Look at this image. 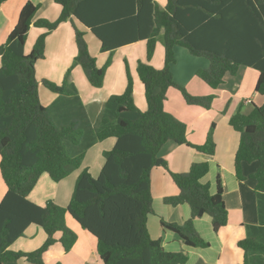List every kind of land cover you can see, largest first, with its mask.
I'll return each instance as SVG.
<instances>
[{"label": "trees", "instance_id": "trees-1", "mask_svg": "<svg viewBox=\"0 0 264 264\" xmlns=\"http://www.w3.org/2000/svg\"><path fill=\"white\" fill-rule=\"evenodd\" d=\"M7 1L0 0V10ZM54 1L62 8L56 21L36 20L41 7L28 1L6 43L0 46V172L7 188L0 203V264L24 257L32 264H48L56 245L62 247L63 255L70 253L77 235L67 226L68 214L97 239L104 264H186V253L166 251L162 240L153 239L149 232V216L155 212L151 177L158 167L169 173L180 190L179 195L165 198V203L191 209V218L182 225L162 220L164 229L189 248H207L209 243L196 230L195 221L209 215L218 236L224 232L240 235L235 247L244 253L242 264H264V105L254 106L248 115L240 108L230 119V126L240 135L236 177L244 181V165L259 164L252 175L263 198L259 225L229 226L220 174L215 194L209 184L201 182L210 171L208 163H195L187 173H174L160 156L168 142L207 156H214L217 149L214 125L205 144L195 145L187 139V125L165 110L170 89L178 90L188 105L205 110L211 109L216 98L214 94L193 96L175 81L176 48L209 60V68L196 75L213 90L227 75L235 76L240 67H250L259 71L255 90L264 95V0H168L164 9L155 0ZM73 18L87 27L101 42V51L111 56L99 68L85 33L75 27L78 54L62 84L42 81L58 95L50 106H44L36 65L46 57L47 37ZM32 26L46 32L27 55L25 46ZM160 40L165 66L158 70L149 62ZM140 41L147 43V60L138 62L137 72L148 109L141 111L135 104L134 82L126 61L125 92L109 98L93 125L74 83L73 69L80 66L89 83L102 88L113 53ZM109 138H115L116 144L104 152L100 175L94 177L84 169L67 207L53 201L45 206L30 201L43 174L61 182L81 167L86 151ZM32 225L47 234L42 247L30 253L11 251Z\"/></svg>", "mask_w": 264, "mask_h": 264}, {"label": "crops", "instance_id": "crops-1", "mask_svg": "<svg viewBox=\"0 0 264 264\" xmlns=\"http://www.w3.org/2000/svg\"><path fill=\"white\" fill-rule=\"evenodd\" d=\"M28 1H32L41 7L37 13L36 20L47 19L54 22L61 15L62 8L54 0H8L0 10V46L6 43L10 33L18 22L23 6ZM167 1L155 0L163 9L167 5ZM75 27L85 33L89 51L96 58L97 66L102 68L108 62L111 54L102 52L101 42L87 27L73 18V20L62 23L47 37L46 57L39 60L36 65V74L40 85L43 80H50L57 84L63 83L67 71L73 65L74 59L78 54ZM45 32V29L35 26L31 27L25 46L27 55L31 53L37 39ZM183 51L182 49H176V58L177 54H184L185 52ZM112 57L113 61L107 69L102 88L93 87L80 66L75 67L72 71L74 83L78 88L86 114L93 125L97 123L102 109L109 98L125 92L128 85L126 61L129 64L134 82L135 104L141 111L148 109L145 88L137 72L138 62H145L147 60L146 41H140L120 48L113 53ZM164 60L165 48L158 42L154 57L149 63L156 69L161 70L165 66ZM194 61L195 67L185 76L180 73L178 63L173 65L174 79L179 85L185 87L189 93L191 92L193 96L214 94L216 98L211 109L205 110L202 107L189 106L178 90L170 89L165 102V110L187 125V139L195 145L205 144L208 133L214 125L213 138L217 146L216 153L214 156H207L196 152L188 146L168 142L162 148L160 156L168 162L170 170L174 173H187L195 163H208L210 171L201 182L209 184L211 193L215 194L217 192V176L220 174L224 187V198L229 211V226L234 228L242 225H259L260 201L263 198L257 193L256 182L252 178V175L258 170L259 164L255 162L244 165V181H240L236 177L235 157L240 135L230 126V119L236 114L234 112L240 110L239 106L243 110L244 107L248 109L252 105L253 107L250 111L252 112L254 106L261 107L264 105V95L257 93L255 90L260 73L250 67H240L237 75H227L224 83L217 90H213L196 75L197 71L209 68V60H204L203 58V60ZM194 84L195 86L197 85L196 91H192L191 89ZM247 85L249 86L246 88ZM40 89L41 87H39V94L42 104L50 106L57 99L58 95L46 90L43 92ZM247 89H249V92L245 93ZM44 96H46V99H44ZM216 105H219V107L216 108ZM237 108L239 109L238 111ZM245 114L248 115V113ZM222 126L224 130L221 132ZM105 143V146L113 149L116 139L109 138ZM98 146L100 148L95 150ZM101 147L102 144H96L89 154L92 153L93 155L96 151L100 153L102 151ZM90 160L91 158L88 157L87 153L84 162L86 169L90 168ZM97 163L98 166L95 169L97 173L95 175L98 174L99 176L105 164V159L101 157ZM82 171V169L78 170L77 173L72 174L69 178L59 183L54 182L48 174H43L29 197L30 201L40 206H45L48 201H53L61 207H67L71 201L76 180ZM89 171L96 177L93 169H89ZM213 174H215L214 177ZM215 177L216 181L214 183L212 179ZM151 180L153 206H155V212H157H154V214H158L160 217L161 229H150L149 232L153 239L162 240L166 251L186 253L189 257L186 264H242L244 262V253L235 247V243L240 238V235L232 236L229 235V232H224L218 236L213 231L212 218L209 215H205L203 218L195 221L196 230L209 243V247L207 248H189L175 233L164 229L161 225L162 220L182 225L191 218V209L188 205L172 207L165 203V198L177 196L180 193L179 188L173 183L169 173L165 169L160 167L153 169ZM43 185H46L47 188ZM5 192L6 190L2 188L0 203L5 196ZM156 204L159 210L156 209ZM153 219L155 223L158 222L156 218ZM66 220L68 226L78 235V240L71 252L65 255H63L62 247L56 245L53 248L54 255L49 258L48 264H104L98 254L97 239L82 229L77 221L74 222L68 216ZM150 221L148 220V228ZM46 240L47 234L44 230L36 225H32L27 229L25 236L17 240L10 247V250L24 253L34 252L41 248ZM15 264L32 263L20 260Z\"/></svg>", "mask_w": 264, "mask_h": 264}, {"label": "rangeland", "instance_id": "rangeland-1", "mask_svg": "<svg viewBox=\"0 0 264 264\" xmlns=\"http://www.w3.org/2000/svg\"><path fill=\"white\" fill-rule=\"evenodd\" d=\"M94 40H96V39H94ZM161 40H162V37H161ZM159 41L160 42V45H162L163 46V43H162V41ZM87 42V41H86ZM98 42V41H97ZM88 43V42H87ZM164 47V46H163ZM177 50H184L183 52H185L184 54L183 53H179V54H177L178 56H177V63H178V67L180 68V73L181 74H183L184 76L187 74L188 75V72H190L192 69H193V67H195V61L194 60H203V58H201V57H199V58H197V57H194V55H192V53L189 51V50H187L186 48H182V47H178V48H176ZM116 56V55H115ZM197 58V59H196ZM204 60H208V59H205L204 58ZM112 61H113V57H112ZM178 68V69H179ZM244 69V68H243ZM243 69H241V70H243ZM182 75V76H183ZM249 85H247L246 86V88L248 87ZM40 87H41V89H40V91H43L44 92V90H46V91H48V92H51L49 89H47V88H45L44 86H43V84H41L40 85ZM196 87H197V85L195 86V84L192 86V91H196L195 89H196ZM134 89H135V87H134ZM246 92H249V89H247L246 91H245V93ZM51 93H53V92H51ZM191 93V92H190ZM191 95H192V93H191ZM182 96V95H181ZM183 97V96H182ZM44 99H46V96H44ZM184 99V98H183ZM186 102V101H185ZM187 104V103H186ZM188 105V104H187ZM189 106H193V105H189ZM199 107V106H198ZM219 107V105H216V108H218ZM221 107V106H220ZM252 105H250V108H243V110H242V112L245 114V113H248V114H250L251 112V109H252ZM239 109H240V106H239ZM238 108H237V111L239 110ZM250 112V113H249ZM234 113H237V112H234ZM93 121H94V118H93ZM219 121V120H218ZM96 122V121H95ZM220 123V122H219ZM227 128H229L228 126H226ZM222 129H221V132L224 130V128H223V126L221 127ZM105 141H107V140H104V141H101V142H98V143H100V144H102V151H104L105 152V149H108V150H106V151H109V150H111V149H109L107 146H105L106 145V143H105ZM97 143V144H98ZM95 146V145H94ZM100 147L98 146L97 148H95V150H98ZM92 149H94L93 147L92 148H90L88 151H86V153H85V156H84V158H83V162H82V165H81V167L80 168H78V169H76V170H74L68 177H66L64 180H66L67 178H69L72 174H75V173H77L78 172V170H80V169H82V170H84V169H86V166L84 165V162H85V159H86V156H87V153H88V157L89 158H91V160H90V162H91V164H90V168H88V169H93V173H94V175H95V173H97L96 171H95V169H97V166H98V163H97V161L99 160V158H101L102 157V159H105V156H104V152H100L99 153V151H96L93 155H92V153L91 154H89V152L92 150ZM193 149V148H192ZM84 165V166H83ZM161 168V167H160ZM96 177L98 176V174L97 175H95ZM170 176V175H169ZM215 176V174H213V177ZM171 177V176H170ZM215 179V180H214ZM64 180H62V181H64ZM212 181H214V183H215V181H216V177L215 178H213L212 179ZM217 182V181H216ZM43 186H46V185H43ZM3 188V190L5 189L6 191H7V189H6V185H5V183H4V181H3V178H2V176H1V172H0V194H1V189ZM46 188H47V186H46ZM5 194H6V192H5ZM59 206V205H58ZM153 209H154V211H155V206H153ZM156 209L157 210H159V208H158V205L156 204ZM155 213H157V212H155ZM68 216V218L69 219H72L74 222H76L74 219H73V217L71 216V215H67ZM153 218H156V220H158V222L157 223H155V221H154V219ZM150 219H151V221H150ZM159 220H160V217L158 216V214L156 215V214H151L150 216H149V230L150 229H156V230H160L161 229V226H160V222H159ZM67 221V220H66ZM67 226H68V224H67ZM68 228L69 229H71L69 226H68ZM71 231H73V229H71ZM74 232V231H73ZM75 233V232H74ZM76 234V233H75ZM151 234V233H150ZM77 235V234H76ZM77 240H78V235H77ZM77 242V241H76ZM76 244V243H75ZM20 260H26V261H28L25 257L24 258H21ZM20 260H18V261H15V262H10V263H6V264H15V263H17V262H19Z\"/></svg>", "mask_w": 264, "mask_h": 264}]
</instances>
